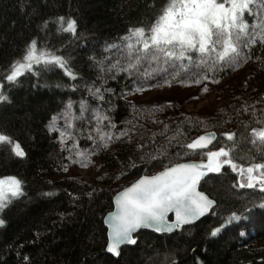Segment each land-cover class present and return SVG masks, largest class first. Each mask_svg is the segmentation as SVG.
Here are the masks:
<instances>
[{"label":"trees","instance_id":"trees-1","mask_svg":"<svg viewBox=\"0 0 264 264\" xmlns=\"http://www.w3.org/2000/svg\"><path fill=\"white\" fill-rule=\"evenodd\" d=\"M164 3L165 0H0V83L10 100V103L0 104V133L18 141L26 153L25 158H18L8 145L0 146V179L12 176L22 179L25 193L0 214L6 221L0 227V264H25L24 256L29 257V264H264V191L258 187H238L240 177L228 166L220 174L210 173L201 183V190L216 201L210 214L173 234L141 231L135 235L136 245L123 247L120 257H113L106 251L108 236L104 217L113 209L118 191L138 177L162 169L159 163L153 162L155 166L142 163L137 144L142 142L141 132L147 137L158 133L163 126L137 119L135 122L143 127H137L131 144L125 140L115 142L92 158L95 164L89 166L94 170L90 179L70 172V168L82 167L65 159L68 152L61 151L58 133L47 129L50 119L59 114L69 100L77 116L82 99L92 107L97 106L98 101L89 96L84 87L85 83L101 84L98 76L102 73L91 58L104 57L106 44L118 41L129 27L147 26ZM59 16L77 20V36L59 34L53 24L48 30H42L45 20ZM246 19L252 23L247 15ZM33 38L68 58L78 79L71 80L59 68L41 69L38 75L25 73L18 84L10 85L4 77L12 61L22 55ZM251 54L253 58L238 69L221 73L219 83L200 84L218 89L217 95L224 99L219 107L202 113L186 112L171 103L172 106L166 107L156 118L172 129L186 117H198L209 125L219 123L221 127L207 130L218 136L227 132L238 134L237 149L241 157L238 163H264V149L239 139V134L247 135L244 124L249 125V130L262 126L255 123L251 107L248 112L242 111L246 104L255 105L257 117L264 110L261 88L264 45L259 40ZM132 82V77L121 73L104 84L116 93L106 95L105 100H111L112 104L102 107L111 109L108 115L117 125V132L125 126V121L133 119L129 101L137 107L169 104L164 100L140 102L131 98L132 95L127 100L121 98V91L129 89ZM73 85H76L75 91ZM174 85L185 86L175 82ZM221 110L227 115H222ZM94 124L89 110L83 119L74 122L73 134L92 131ZM183 127L187 131V122ZM202 133V127L188 132L186 142ZM157 142L163 143V138L157 136ZM67 143L70 146L72 141ZM225 143L231 144L225 140L211 149L217 150ZM79 144L82 149L91 147V141L84 138H80ZM170 151L176 152L178 148L172 147ZM194 158L201 159L191 156L184 161ZM62 164L68 165L67 172L63 171ZM130 164L138 166L129 168ZM122 171L124 175H120ZM94 189L89 197L87 193ZM233 213L242 216V222L228 224ZM216 228L222 230L212 237L210 233ZM241 231L246 235L241 236Z\"/></svg>","mask_w":264,"mask_h":264},{"label":"snow or ice","instance_id":"snow-or-ice-1","mask_svg":"<svg viewBox=\"0 0 264 264\" xmlns=\"http://www.w3.org/2000/svg\"><path fill=\"white\" fill-rule=\"evenodd\" d=\"M246 15L251 18V24ZM50 24L56 26L55 30L59 34L66 33L73 37L78 34L75 18L59 16L45 20L42 30H48ZM258 40L264 45V0H165L158 14L147 26L140 24L129 27L118 41L106 44L104 57L91 58L94 66L102 73L98 76L101 84L97 86L95 82L91 85L85 83L84 87L89 96L98 101L97 106L92 107L82 99L80 115L77 116L73 111V102L69 100L64 109L53 116L47 125L50 133H58L61 151L68 152L65 157L67 161L87 168L95 164L92 159L94 156L109 149L113 143L125 140L131 144L137 127H143L135 122L137 119L163 126L158 133L153 132L147 137L143 132L140 133L142 142L137 144V151L141 153L140 161L152 163L153 166L159 163L163 167L153 175H142L114 197L115 210L105 218L109 229L106 248L108 253L119 257L123 245H136L135 233L140 229L150 228L158 233H171L204 216L216 201L199 191L198 187L209 173L220 174L225 166L240 177L238 187H258L260 191H264V163H238L237 160L241 159L237 149L238 134L227 132L218 136L216 132L207 130L209 127H221L219 123L209 125L206 120L198 117H186L185 121L172 129L156 118L158 113L171 107V104L137 107L129 101L133 119L125 121V126L117 132V125L108 115L111 109L102 107L103 104H112L111 100H105L106 95H116L114 89L104 87L107 79L115 80L121 73L133 78L131 87L120 93L125 100L128 96L142 94L149 88L171 87L174 82L185 86L200 85L206 81L217 84L221 73L229 69L236 70L253 58L251 50ZM57 52L48 44L41 45L33 38L23 49L22 55L12 61L4 79L13 85L18 84L19 78L25 73L38 75L41 69L48 71L59 68L71 80H77L78 75L72 70L69 59ZM113 56L116 57L115 60L112 59ZM72 89L75 91L76 85ZM202 91L207 93L209 89L205 85ZM5 102L10 103V100L4 94L3 83H0V104ZM250 107L253 109L255 123L262 126L251 127L249 130V125L244 124L247 135L241 133L239 139L247 140L253 147L264 149V110L260 117L256 116L255 105L246 104L242 111L248 112ZM89 110L95 121L92 131L74 135V122L83 119ZM221 114L227 115L224 110H221ZM185 122L187 131L183 127ZM201 127L204 134L186 142L188 132ZM169 132L172 134L169 135ZM157 136L162 137L164 142L158 143ZM80 138L91 141V147L80 148ZM145 139L147 142H143ZM225 140L231 144L225 143L217 150L210 148ZM68 141H72L70 146ZM3 145H8L15 157H26L18 141L0 133V146ZM172 147L178 148V151L171 152ZM191 156H200L201 160L181 162ZM137 166L128 165L129 168ZM61 167L63 171H68L67 164H62ZM124 174L123 171L120 173ZM95 191L94 189L87 195L91 197ZM24 194L22 179L15 176L0 179V214ZM44 195L52 196L53 193ZM169 213H174V221L168 219ZM242 219V216L233 213L227 223L239 224ZM5 223L0 218V227ZM221 230L216 228L210 235L215 237ZM239 234L246 235L243 231ZM23 259L25 264H29L28 256Z\"/></svg>","mask_w":264,"mask_h":264},{"label":"rangeland","instance_id":"rangeland-1","mask_svg":"<svg viewBox=\"0 0 264 264\" xmlns=\"http://www.w3.org/2000/svg\"><path fill=\"white\" fill-rule=\"evenodd\" d=\"M261 88L264 93V72L261 74ZM205 86H181L174 85L171 87L152 89L145 92L132 95L131 98L138 101H165V103H175L177 108L186 111V112H207L212 110L215 107H219L224 103V99L220 95H217V90L211 85H208L209 91L204 93L202 89ZM219 88L221 86L219 85ZM195 97V98H194ZM200 159V158H199ZM132 161L131 159H129ZM191 160H198L194 158ZM70 172L78 173L85 178L90 179L92 177V168H70Z\"/></svg>","mask_w":264,"mask_h":264},{"label":"water","instance_id":"water-1","mask_svg":"<svg viewBox=\"0 0 264 264\" xmlns=\"http://www.w3.org/2000/svg\"><path fill=\"white\" fill-rule=\"evenodd\" d=\"M202 134H204V133H202ZM202 134H200V135H202ZM199 136V135H198ZM212 146H210V148H211ZM201 159H198V160H192V161H196V162H199ZM188 161V160H187ZM187 161H181V162H187ZM206 162V161H205ZM162 170V169H161ZM161 170H159V171H161ZM159 171H157V172H159ZM157 172H155V173H157ZM154 174V173H153ZM153 174H150V175H153ZM210 174V173H209ZM208 174V175H209ZM141 177V176H140ZM140 177H138L136 180H138ZM206 178V177H205ZM136 180H134V181H136ZM133 181V182H134ZM203 181V180H202ZM202 181H201V183H202ZM132 182V183H133ZM201 183H200V185H199V187H198V190L199 191H202V192H204L203 190H201V188H200V186H201ZM131 185V183L128 185V186H130ZM128 186H126V187H128ZM125 188V187H124ZM123 188V189H124ZM123 189H121L120 191H122ZM119 192V191H118ZM117 192V193H118ZM116 193V194H117ZM206 195H208L206 192H204ZM116 194H115V196H116ZM114 196V197H115ZM209 196V195H208ZM209 198L210 199H212L210 196H209ZM214 200V199H213ZM215 201V200H214ZM215 206V205H214ZM213 209V208H212ZM212 209L208 212V213H206L204 216H202V217H200L198 220H196L194 223H192V224H190V225H193V224H195V223H197L198 221H200L202 218H204L205 216H207L208 214H210V212L212 211ZM115 210V207H114V199H113V209L111 210V211H109L106 215H105V217H104V224H105V227L107 228V236H108V231H109V229H108V227H107V224L105 223V218L108 216V214L110 213V212H112V211H114ZM168 219L170 220V221H174V219H175V216H174V213H169V215H168ZM190 225H185V226H190ZM184 226V227H185ZM141 231H151V232H154V233H156V234H158V235H161V234H173V233H175L177 230H175V231H173V232H171V233H168V232H164V233H158V232H155L153 229H150V228H143V229H140L137 233H135V235H137L138 233H140ZM125 246H128V245H123L122 247H121V249L123 248V247H125ZM108 253V252H107ZM110 255H112L113 257H115V258H119V257H117V256H114L113 254H111V253H109Z\"/></svg>","mask_w":264,"mask_h":264},{"label":"built area","instance_id":"built-area-1","mask_svg":"<svg viewBox=\"0 0 264 264\" xmlns=\"http://www.w3.org/2000/svg\"><path fill=\"white\" fill-rule=\"evenodd\" d=\"M132 160V159H131Z\"/></svg>","mask_w":264,"mask_h":264}]
</instances>
